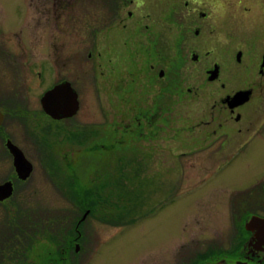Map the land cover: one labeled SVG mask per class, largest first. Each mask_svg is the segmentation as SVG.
I'll return each instance as SVG.
<instances>
[{
  "label": "flooded vegetation",
  "instance_id": "1",
  "mask_svg": "<svg viewBox=\"0 0 264 264\" xmlns=\"http://www.w3.org/2000/svg\"><path fill=\"white\" fill-rule=\"evenodd\" d=\"M19 1V15L11 21L5 18L0 28V186L9 184L11 188L7 198L0 196V212H22L18 199L35 196L37 191L21 187L34 182L33 164L47 156L59 167L62 178L76 184L83 180L71 170L75 164L70 154H75L76 145V154L82 157L87 147L70 139L73 130L83 124L85 80L79 75H84V69L72 73L67 58L56 62V51L69 52L64 39L59 48L56 46V31L64 32V37L70 33L71 37L87 36L93 41L87 58L95 67L92 74L96 72L98 98L109 94L115 99L126 91L133 101L140 96L142 107L133 104L136 113L127 112L126 117L131 118L128 124L119 125L125 129L120 133L124 139L126 134L128 141L132 135L158 141L164 133L173 139L177 133H196L198 145H223L222 170L244 157L252 145L264 146V0H96V15L91 16L84 14V0ZM29 11L33 20H27ZM90 17L96 20L87 19ZM42 18L61 23H55V31L49 30ZM12 37L13 48L5 40ZM26 50L33 51L40 61L27 65ZM214 52L221 55L220 61H213ZM65 84L76 94L78 110L71 117L55 119L44 111L41 100L46 92ZM185 99L203 105L193 118L178 114ZM60 136L65 139L60 140ZM126 139L125 143L132 145ZM21 140L26 144L21 146ZM9 145L18 148L32 165L26 180L16 172ZM52 175L58 180L56 173ZM253 185L244 204L238 206L235 200L228 211L233 230L228 249L216 243L190 255L183 264H264V169L255 174ZM62 190L63 197L84 193ZM85 212L84 219L82 216L70 223L71 238L68 233L59 240L48 232L45 243H37L34 231L32 240L39 244V252L32 255L31 264H83L84 259L76 263L77 258H71L82 252L80 239L91 213L90 209ZM10 215L7 224L16 220ZM46 221L36 220L32 226ZM64 226L66 223H58L59 234ZM16 249L22 256L27 247L10 240L2 256L18 258Z\"/></svg>",
  "mask_w": 264,
  "mask_h": 264
},
{
  "label": "rangeland",
  "instance_id": "2",
  "mask_svg": "<svg viewBox=\"0 0 264 264\" xmlns=\"http://www.w3.org/2000/svg\"><path fill=\"white\" fill-rule=\"evenodd\" d=\"M82 3L84 14L96 15V0H84ZM21 10L19 0H0V28L5 18L6 21L16 19ZM66 18L68 22L71 19L69 16ZM87 19L96 20V17ZM27 20H33L30 11ZM41 22L49 30L55 31V23L60 24L61 20L56 22L54 18H42ZM54 33L58 36L54 38L56 46L59 48V43L64 39L69 49V52L56 51V62L60 63L61 57L67 58L72 73L84 69V75H79V79L84 77L85 80L83 124L81 129L73 130L70 139L72 143L87 147L82 157L76 154V145H73L75 154H70L75 164L71 170L77 171L83 180L76 184L62 178L58 174L59 167L54 166L49 156L41 163L33 164L31 181L34 182L23 185L21 189H34L37 194L18 199L21 213L10 215L0 212V264H31L32 255L39 252L37 243H45L48 232L58 239L69 233L71 238L73 228L70 223L81 219L87 209L91 213L83 226L80 239L82 252L69 257L71 260L77 258L76 263L84 259L83 264H183L187 263L190 255L216 243H222L228 249L233 233L228 211L235 200L238 206H242L247 193L253 191L254 176L264 169V146L252 145L244 157L222 170V158L225 156L223 145H198L200 139L196 133H177L176 139L170 133H164L158 141L137 138L135 135L128 141L126 134V142L132 144L127 145L120 134L125 129L119 125L128 124L131 118L126 117L127 112L136 113L137 108L132 107L133 104L142 107L140 96L133 101L126 91L120 92L115 99L109 94L98 98L96 72L92 74L95 67L91 64L93 60L87 58L93 41L87 36L71 37L69 33L68 37H64V32ZM5 40L11 48L15 46V38ZM26 52L27 65L32 66L40 61L33 51ZM40 52L45 53L44 50ZM220 60L221 55L214 52L213 61ZM202 107L197 101L185 99L180 103L181 111L178 114L193 118ZM183 126L180 123V127ZM59 138L65 139L62 136ZM70 140L67 142L70 143ZM21 142V146L26 144H23L24 140ZM95 151L96 161L93 159ZM79 161L82 163L79 164ZM53 173L62 181L59 178L54 180ZM62 174H65L64 170ZM144 178L148 183L142 180ZM62 187L73 192L83 190L85 193L83 196L72 193L63 197ZM9 215L13 220L16 218L12 224H7ZM44 219L48 221L32 226L34 221ZM58 223H66L61 234ZM34 231L38 240L35 244L32 240ZM18 238L22 242L27 239L24 243L26 254L21 256L20 249H16L18 258L2 256L1 251L8 248L10 240L18 246L23 244Z\"/></svg>",
  "mask_w": 264,
  "mask_h": 264
},
{
  "label": "water",
  "instance_id": "3",
  "mask_svg": "<svg viewBox=\"0 0 264 264\" xmlns=\"http://www.w3.org/2000/svg\"><path fill=\"white\" fill-rule=\"evenodd\" d=\"M217 68L215 67L212 76L215 77ZM44 111L51 115L55 119L71 117L78 110V102L76 100V94L70 88L68 84L54 88L44 94L41 100ZM14 158V167L20 179L26 180L31 172L32 165L24 158L22 152L13 145H9ZM9 184L0 186V193L5 192L7 195H0L1 198H7L10 194ZM88 213L85 212L83 219Z\"/></svg>",
  "mask_w": 264,
  "mask_h": 264
},
{
  "label": "bare ground",
  "instance_id": "4",
  "mask_svg": "<svg viewBox=\"0 0 264 264\" xmlns=\"http://www.w3.org/2000/svg\"><path fill=\"white\" fill-rule=\"evenodd\" d=\"M19 239H20V241H21V238H19ZM23 239H24V238H23ZM26 240H27V239H24L23 242L21 241V243L24 244ZM12 264H17V263H12Z\"/></svg>",
  "mask_w": 264,
  "mask_h": 264
},
{
  "label": "trees",
  "instance_id": "5",
  "mask_svg": "<svg viewBox=\"0 0 264 264\" xmlns=\"http://www.w3.org/2000/svg\"><path fill=\"white\" fill-rule=\"evenodd\" d=\"M97 132V131H96ZM85 193V192H84ZM84 193L81 195V196H83L84 195ZM89 208V207H88Z\"/></svg>",
  "mask_w": 264,
  "mask_h": 264
}]
</instances>
